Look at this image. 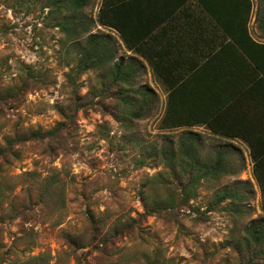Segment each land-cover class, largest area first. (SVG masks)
<instances>
[{
	"label": "rangeland",
	"instance_id": "rangeland-1",
	"mask_svg": "<svg viewBox=\"0 0 264 264\" xmlns=\"http://www.w3.org/2000/svg\"><path fill=\"white\" fill-rule=\"evenodd\" d=\"M46 3L0 0V84L4 94L12 90L0 103V143L33 129L61 128L57 138L19 142V156L0 161V264L39 255L42 264H241L226 243L264 219L248 156H226L241 170L228 165L219 178H201L189 204L177 198L173 207L152 212L153 198L181 185L158 182L170 169L154 150L177 146L183 130L163 132L151 116L121 121L116 100L96 89L100 71L72 69L75 38L57 26L59 17L48 15ZM100 3L94 0L85 13L92 32L102 34ZM256 6L261 19L264 0ZM200 135L194 139L205 160L224 147L243 151V143ZM226 185L246 191V200L235 202L243 211L226 209L228 200L210 206ZM49 186L63 187V195Z\"/></svg>",
	"mask_w": 264,
	"mask_h": 264
},
{
	"label": "crops",
	"instance_id": "crops-1",
	"mask_svg": "<svg viewBox=\"0 0 264 264\" xmlns=\"http://www.w3.org/2000/svg\"><path fill=\"white\" fill-rule=\"evenodd\" d=\"M100 1L121 28L103 26V34H110L117 47L112 63L118 61L120 77L128 75L133 87H153L160 99L151 121L163 132L183 130L193 138L202 132L208 138L243 143V151L233 145V151L224 147L214 153L248 156L262 193L264 52L249 37L264 43V28H259L264 6L261 20L256 0H251L245 24L247 0ZM247 141H253L259 163ZM238 163L225 161L223 166L240 171ZM262 197L264 202V193Z\"/></svg>",
	"mask_w": 264,
	"mask_h": 264
},
{
	"label": "trees",
	"instance_id": "trees-1",
	"mask_svg": "<svg viewBox=\"0 0 264 264\" xmlns=\"http://www.w3.org/2000/svg\"><path fill=\"white\" fill-rule=\"evenodd\" d=\"M93 1L47 0L45 5L46 8H49L48 15L53 16L54 14V18L59 17L57 26H60L64 32L73 35L75 38L78 55L72 69L77 71L78 74L92 69L100 71L97 76L100 87L96 89L102 93L110 94L111 98L116 100L114 108L118 111L117 116L121 121L130 122L132 119L150 117L152 109H157V105H159L160 99L157 92L153 87H133L129 85L126 81L128 80V75L120 77L118 61L114 64L112 63L117 51L112 36L110 34L92 32L91 25L93 21L85 13V9ZM247 3L245 24H248L252 7L251 0H247ZM98 22L102 26H111L115 30L121 31V28L112 21L109 11L104 8L103 3L98 13ZM262 25L264 27V19L262 20ZM249 40L259 49L260 53L264 52V43L257 42L252 37H249ZM247 53L251 55L252 52L248 50ZM27 77L28 80L32 78L29 75ZM69 77L70 82L74 84L76 79L72 73H69ZM120 79L121 87H119ZM1 87L2 85L0 84V103L7 102L11 98L12 90L4 94ZM170 124L172 127L179 126L175 123ZM59 131H61V128L56 126L48 132H44L42 129H33L22 136L17 134V136L5 137L4 143H0V161L5 160L8 162L11 156H19L18 150L15 149L19 142H26L32 139L41 141L47 137L51 139L57 138ZM247 142L251 145L252 157L256 163H259L260 157L256 152L253 141ZM154 151L153 155L170 169L169 176L171 178L164 175L159 177L158 182L169 185L170 179L172 183V180L178 179L181 181V185L177 188L169 185V194L165 198H153V203L151 204L152 212L173 207L177 198L183 204H189L197 195L198 183L201 178H209L210 176L219 178L223 172L227 173L225 166H223V163L227 161L225 152L219 150L217 153H211L210 155L213 157H208L209 159L205 160L201 157L198 140L190 137L189 134H182L177 146L171 143L163 145L161 148H156ZM183 179H187L185 183L182 181ZM234 187L228 185L222 187L215 194V201L210 206H216L228 200L226 209L232 210V212L243 211V205H236L235 202L246 200V191L241 189L243 187H235L236 189ZM51 189H60L61 191H58V193L63 195V187L49 186L47 190ZM3 193L0 185V199L3 197ZM262 193H264V189H262ZM117 229L122 230L121 227H117ZM226 245L231 251H235L237 260L241 261V264H264V219H255L246 224L242 229L241 235H234V238L228 240ZM43 260L44 255H39L32 257L29 262L24 264H42Z\"/></svg>",
	"mask_w": 264,
	"mask_h": 264
}]
</instances>
